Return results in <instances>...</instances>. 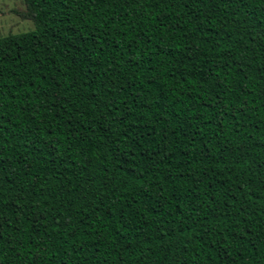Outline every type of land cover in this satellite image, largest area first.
<instances>
[{
    "label": "trees",
    "instance_id": "1",
    "mask_svg": "<svg viewBox=\"0 0 264 264\" xmlns=\"http://www.w3.org/2000/svg\"><path fill=\"white\" fill-rule=\"evenodd\" d=\"M0 38V264H264V0H25Z\"/></svg>",
    "mask_w": 264,
    "mask_h": 264
},
{
    "label": "rangeland",
    "instance_id": "2",
    "mask_svg": "<svg viewBox=\"0 0 264 264\" xmlns=\"http://www.w3.org/2000/svg\"><path fill=\"white\" fill-rule=\"evenodd\" d=\"M25 11V0H0V38L34 29L31 20L22 18Z\"/></svg>",
    "mask_w": 264,
    "mask_h": 264
}]
</instances>
